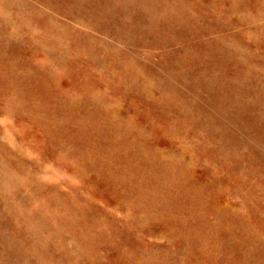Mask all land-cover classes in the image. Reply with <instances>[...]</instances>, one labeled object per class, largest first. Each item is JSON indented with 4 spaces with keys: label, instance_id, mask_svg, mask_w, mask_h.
<instances>
[{
    "label": "rangeland",
    "instance_id": "1",
    "mask_svg": "<svg viewBox=\"0 0 264 264\" xmlns=\"http://www.w3.org/2000/svg\"><path fill=\"white\" fill-rule=\"evenodd\" d=\"M0 77V264H264V0H0Z\"/></svg>",
    "mask_w": 264,
    "mask_h": 264
},
{
    "label": "bare ground",
    "instance_id": "2",
    "mask_svg": "<svg viewBox=\"0 0 264 264\" xmlns=\"http://www.w3.org/2000/svg\"><path fill=\"white\" fill-rule=\"evenodd\" d=\"M133 5H134V4H133ZM132 7H133V6H132ZM133 8H134V7H133ZM1 44H2V43H1ZM58 44H59V43H58ZM3 49H6V48L3 47ZM3 49H2V50H3ZM57 50H58V49H57ZM5 51H6V50H5ZM5 51H4V52H5ZM6 53H7V52H6ZM2 54H3V53H2ZM46 58H47V57H46ZM49 58H51L50 55H49ZM52 58H53V57H52ZM54 58H55V57H54ZM54 58H53V60H54ZM48 60H49V59H48ZM51 60H52V59H51ZM6 61H7V60H6ZM207 62H208V61H207ZM9 63H10V62H9ZM51 63H52V62H51ZM51 63H50V64H51ZM55 63H56V62H55ZM50 64H49V65H50ZM18 65H20V64H18ZM8 66H9V65H8ZM11 67H12V66H11ZM42 67H43V66H42ZM210 67H211V66H210ZM19 68H20V66H19ZM22 68H23V67H22ZM24 68H25V67H24ZM40 68H41V67H40ZM46 68H47V67H46ZM9 69H10V68H9ZM25 69H26V68H25ZM21 70H23V69H20V71H21ZM47 70H48V69H47ZM6 71H7V70H6ZM8 71H9V70H8ZM24 71H25V70H23V71H21V72H24ZM54 71H55V70H54ZM11 72H12V71L10 70L9 74H11ZM13 72H14V71H13ZM17 72H18V70H17ZM34 72H35V71H34ZM55 72H56V71H55ZM7 74H8V73H7ZM55 74H56V73H55ZM14 75H15V74H14ZM16 75H17V74H16ZM16 75H15V76H16ZM8 76H9V75H8ZM21 76H24V75L22 74ZM33 76H35V75L33 74ZM43 76H44V75H43ZM12 77H14V76H12ZM35 77H36V76H35ZM44 77H45V76H44ZM0 78H1V77H0ZM10 78H11V76H10ZM18 78H19V77H18ZM24 78H25V77H24ZM5 79H6V78H5ZM25 79H26V78H25ZM25 79H24V82H25ZM27 79H28V78H27ZM29 79H30V78H29ZM29 79H28V80H29ZM3 80H4V79H3ZM18 80H19V79H18ZM28 80H27V83H28ZM214 80H215V79H214ZM15 81H16V80H15ZM29 81H30V80H29ZM31 81H32V80H31ZM78 81H80V80H78ZM74 82H75V80H74ZM13 83H14V82H13ZM13 83H12V84H13ZM17 83H19V82H17ZM21 83H22V82H21ZM29 83H30V82H29ZM80 83H82V82H80ZM211 83H213V82H211ZM0 84H2V83H0ZM15 84H16V83H15ZM76 84H78V83H76ZM84 84H85V83H84ZM84 84H82V85H84ZM6 85H7V83H6ZM18 85H19V84L16 85V88H17ZM20 85H21V84H20ZM86 85H87V84H86ZM7 86H8V85H7ZM34 86L36 87V85H34ZM34 86H33V87H34ZM79 86H80V85H79ZM97 86H99V84H98ZM97 86H96V87H97ZM211 86H212V85H211ZM13 87H14V85H13ZM18 87H19V86H18ZM20 87H21V86H20ZM20 87H19L18 89H20ZM31 87H32V86H31ZM38 87H39V86H38ZM81 87H83V86H81ZM94 87H95V86H94ZM10 88H11V87H10ZM16 88H14V89H16ZM39 88H40V87H39ZM85 88H86V87H85ZM90 88H91V87H90ZM98 88H99V87H98ZM114 88H115V87H114ZM114 88H113V89H114ZM219 88H220V87H219ZM34 89H35V88H34ZM34 89H33V90H34ZM43 89H44V88H43ZM43 89H42V90H43ZM102 89H103V88H102ZM110 89H111V88H110ZM113 89H111V90L114 91ZM230 89H231V88H230ZM27 90H28V89H27ZM115 90H117V89L115 88ZM233 90H234V89H233ZM15 91H16V90H15ZM15 91H14V92H15ZM19 91H20V90H19ZM118 91H119V90H118ZM23 92L27 93V91H23ZM23 92H22V94H23ZM29 92H30V91H29ZM41 92H42V91H41ZM80 92H81V91H80ZM84 92H85V91H84ZM218 92H219V91H218ZM230 92H231V91H230ZM7 93H8V92H7ZM10 93H11V91H10ZM17 93H18V91H17ZM25 93H24V96H25ZM31 93H32V92H31ZM227 93H228V92H227ZM8 94H9V93H8ZM14 94H15V93H14ZM38 94H39V93H38ZM42 94H43V93H42ZM82 94H83V93H82ZM85 94H86V93H85ZM91 94H92V93H91ZM97 94H98V93H97ZM229 94H230V93H229ZM20 95H21V93H20ZM40 95H41V94H40ZM40 95H38V96H40ZM44 95H45V94H44ZM230 95H231V94H230ZM28 96H29V95H28ZM73 96H74V94H73ZM99 96H100V95H99ZM29 97H30V96H29ZM41 97H42V95H41ZM41 97H40V100H42ZM85 97H87V96H85ZM90 98H92V97H90ZM99 98H100V97H99ZM20 99H21V98H20ZM24 99H25V98H24ZM50 99H51V98H50ZM96 99H97V98H96ZM157 99H158V98H157ZM29 100H30V99H29ZM100 100H101V98H100ZM155 100H156V99H155ZM27 101H28V100H27ZM108 101H109V100H108ZM108 101L106 100V102H108ZM22 102H23V101H22ZM23 103H25V105H26V103H28V102L25 101V102H23ZM45 103H46V102H45ZM74 103H76V102H74ZM102 103H103V100H102ZM158 103H159V102H158ZM158 103H157V104H158ZM160 103H161V102H160ZM252 103H253V104H257L256 102H252ZM3 104H4V103H3ZM3 104H2V105H3ZM43 104H44V103H43ZM103 104H104V103H103ZM105 104H106V103H105ZM4 105H5V104H4ZM4 105H3V106H4ZM25 105H24V106H25ZM48 105H49V104H48ZM21 106H23V105H21ZM24 106H23V107H24ZM249 106H251V105H249ZM252 106H253V105H252ZM26 107H27V105H26ZM254 107H255V106H254ZM2 108H3V107H2ZM8 108H9V107H8ZM18 108H19V107H18ZM8 111H9V109H8ZM19 111H20V110H19ZM19 111H18V112H19ZM26 111H27V110H26ZM18 112H17V113H18ZM27 112H28V111H27ZM3 113H4V111H3ZM10 113H12V112H10ZM10 113H9V114H10ZM23 113H24V112H23ZM6 114H8V113H6ZM9 114H8V115H9ZM21 114H22V113H21ZM25 114H27V113H25ZM29 114H30V113H29ZM29 114H27V115H29ZM130 114H131V112H130ZM10 115H11V114H10ZM37 115H38V114H37ZM12 116H13V115H12ZM40 116H41V115H40ZM43 116H44V115H43ZM9 117H10V116H9ZM34 117H36V116H34ZM61 117H63V116H61ZM13 118H14V117H12V119H13ZM28 118H29V117H28ZM31 118H32V117H30V119H31ZM60 119H61V118H60ZM62 119H64V118H62ZM133 119H134V118H133ZM133 119H132V120H133ZM13 120H14V119H13ZM37 121H38V120H37ZM13 122H14V121H13ZM33 122L36 123V120L33 121ZM62 123H63V122H62ZM6 124H7V123H6ZM72 124H73V123H72ZM11 125H12V124H11ZM34 125L38 127V125H36V124H34ZM52 125H53V124H52ZM52 125H49V126H51L50 128H53V126H54L55 124H54L53 126H52ZM66 125H67V124H66ZM68 125H69V124H68ZM39 126H40V125H39ZM62 126H63V124H62ZM64 126H65V125H64ZM64 126H63V127H64ZM56 127H57V126H56ZM65 127H67V126H65ZM15 128H17V127H15ZM28 128H29V127H28ZM69 128H70V127H69ZM73 128H74V127H73ZM40 129H41V128H40ZM75 129H76V127L74 128V130H75ZM34 130H35V128H34ZM56 130H58L57 132L59 133V129H56ZM60 130H63V129L60 128ZM66 130H68V129H66ZM4 131H5V129H4ZM35 131H36V130H35ZM35 131H34V132H35ZM71 131H72V130H71ZM60 132H61V131H60ZM65 132H66V131H64L63 134H65ZM78 133H79V132H78ZM3 134H4V133H2V135H3ZM51 134H53V132H52ZM63 134H62V135H63ZM72 134H73V135H72ZM72 134H71V135H72V138H73L75 132L72 133ZM29 135H30V134H29ZM60 135H61V134H60ZM60 135H59V134L57 135V136H58V139H59V136H60ZM65 135H66V134H65ZM65 135H63V136H65ZM68 135H70V134L68 133ZM71 135H70V136H71ZM9 136H10V135H9ZM9 136H8V137H9ZM25 136H26V135H25ZM53 136H54V135H52V137H53ZM70 136H69V137H70ZM60 137H62V136H60ZM135 137H138V136L135 135ZM10 138H11V137H10ZM12 138H13V137H12ZM13 139H14V138H13ZM13 139H12V140H13ZM27 139H28V138H27ZM49 139H50V138H49ZM63 139H64V138H63ZM65 139H66V138H65ZM70 139H71V138H70ZM136 139H138V138H136ZM140 139H141V138H140ZM140 139H139V140H140ZM9 140H10V139H9ZM14 140H15V139H14ZM32 140H33V139H32ZM71 140H72V139H71ZM139 140H138V141H139ZM54 141H55V140H54ZM56 141H59V140H56ZM56 141H55V142H56ZM61 141H62V140H61ZM72 142H73V141H72ZM146 142H147V141H146ZM135 143H138V142H135ZM135 143H134V146H135ZM144 144H145V142H144ZM70 145H71V144H70ZM175 145H176V144H175ZM177 145H178V144H177ZM204 145H205V144H204ZM73 146H74V145H73ZM134 146H133V147H134ZM136 146H137V145H136ZM136 146H135V147H136ZM179 146H180V145H179ZM70 147L73 149L72 146H70ZM140 147H141V146H140ZM202 147H203V146H202ZM142 148H143V147H142ZM149 148H150V147H149ZM157 148H158V147H157ZM157 148H156V149H157ZM72 149H71V150H72ZM150 149H151V148H150ZM159 149H160V148H159ZM68 150H69V149H68ZM88 150H89V149H88ZM91 150H92V149H91ZM157 150H158V149H157ZM164 150H166V149H164ZM164 150H162V151H164ZM72 151L74 152L75 150L73 149ZM131 151H132V150H131ZM154 151H155V150H154ZM179 151H180V149H179ZM183 151H184V149H183ZM8 152H9V150H8ZM8 152H7V154H8ZM164 152H165V151H164ZM12 153H13V152H12ZM12 153H11V154H12ZM130 153H131V152H130ZM147 153H148V152H147ZM151 153H152V150H151ZM151 153H149V154L152 155ZM155 153H156V152H155ZM160 153H161V152H160ZM183 153H184V152H183ZM11 154H10V155H11ZM20 154H21V153H20ZM116 154H118V153H116ZM132 154H133V153H132ZM143 154L146 155V152L143 153ZM161 154H162V153H161ZM112 155H114V154H112ZM127 155H128V156H127ZM127 155H126V158H127V157H130V154H127ZM192 155H193V153H192ZM11 156H12V155H11ZM116 156H118V155H116ZM132 156H134V155H132ZM153 156H154V155H153ZM161 156H162V155H161ZM163 156H164V155H163ZM187 156H188V155H187ZM190 156H191V155H190ZM166 157H167V156H166ZM214 157H215V156H214ZM214 157H212V158H214ZM122 158H123V157H122ZM124 158H125V157H124ZM133 158H134V157H133ZM133 158L131 159V162H133ZM135 158H136V157H135ZM152 158H153V157H152ZM154 158H155V157H154ZM156 158H158V156H157ZM156 158H155V159H156ZM159 158H161V157H159ZM170 158H171V156H170ZM182 158H183V157H182ZM21 159H22V158H21ZM65 159H66V158H65ZM117 159H118V158H117ZM129 159H130V158H128V161H129ZM137 159H138V158H137ZM140 159H141V158H140ZM142 159H143V158H142ZM155 159H154V160H155ZM184 159H185V158H184ZM193 159H194V158H193ZM215 159H216V158H215ZM215 159H214V160H215ZM3 160H4V158H3ZM6 160H7V159H6ZM6 160H4V162H5ZM12 160H13V159H12ZM22 160H24V159H22ZM123 160H124V159H123ZM143 160H144V159H143ZM158 160H159V159H158ZM19 161H20V159H19ZM62 161H63V160H62ZM66 161H67V160H66ZM124 161H125V163H126V159H125ZM134 161H135V160H134ZM148 161H149V160H147V162H148ZM151 161H152V159H151ZM156 161H157V159H156ZM164 161H165V160H164ZM164 161H163V162H164ZM166 161H167V159H166ZM173 161H174V160H173ZM173 161H172V162H173ZM193 161H194V160H193ZM13 162H15V161H13ZM21 162H22V161H21ZM25 162H26V161H25ZM147 162H144V163H146V164L151 163L150 161H149V163H147ZM153 162H154V161H153ZM153 162H152V165H153ZM172 162H171V163H172ZM15 163H16V162H15ZM18 163H19V162H18ZM18 163H17V164H18ZM135 163H136V161H135ZM135 163H134L133 165H135ZM159 163H160V161H159ZM159 163H158V164H159ZM169 163H170V162H169ZM9 164H12V163H9ZM126 164H127V163H126ZM126 164H125V165H126ZM141 164H142V163H141ZM158 164H155V165L158 166ZM160 164H161V163H160ZM175 164H177V163H175ZM178 164H179V163H178ZM24 165H25V163H24ZM62 165H63V164H62ZM111 165H112V164H111ZM130 165H131V163L129 164V166H130ZM133 165H131V166H133ZM136 165H138V164H136ZM152 165H150V166H152ZM179 165H180V164H179ZM17 166H18V165H17ZM127 166H128V164H127ZM129 166H128V167H129ZM140 166H141V165H140ZM148 166H149V165H148ZM150 166H149V167H150ZM171 166H172V165H171ZM171 166H170V167H171ZM175 166H177V165H175ZM175 166H174V167H175ZM15 167H16V166H15ZM21 167H22V165H21ZM112 167H114V166L112 165ZM134 167H135V166H134ZM142 167H143V166H142ZM142 167H141V169H142ZM144 167H145V169H146V166H145V165H144ZM149 167H148V168H149ZM152 167H153V166H152ZM158 167H161V166H158ZM170 167H169V168H170ZM179 167L182 168L181 166H179ZM9 168H10V167H9ZM13 168H14V166H13ZM13 168H12V169H13ZM109 168H110V165H109ZM161 168H162V167H161ZM177 168H178V166H177ZM177 168H176V170L179 169V168H178V169H177ZM183 168H184V167H183ZM5 169H6V166H5ZM126 169H127V168H126ZM2 170H4V169H2ZM16 170H19V169L16 168ZM16 170H15V171H16ZM23 170H24V167H23ZM104 170H105V169H104ZM108 170H109V169H108ZM110 170H111V169H110ZM114 170H115V168H114ZM114 170H111V172H115ZM131 170H133V169H131ZM131 170H130V171H131ZM135 170H136V168H135ZM135 170H134V171H135ZM143 170H144V168H143ZM143 170H142V171H143ZM151 170H152V168H151ZM184 170H186V169H184ZM7 171H8V170H7ZM10 171H11V170H10ZM10 171H9V173H10ZM134 171H133V172H134ZM168 171H170V170H168ZM4 172H6V170H5ZM12 172H13V171H12ZM12 172L10 173V177H11V174H12V176H13V174H14V176H16L15 173H14V172L12 173ZM23 172H24V171H23ZM105 172H106V174H107L108 171L106 170ZM111 172L109 171V174H108V175H110ZM135 172H136V171H135ZM135 172H134V173H135ZM147 172H148V171H147ZM150 172H152V171H150ZM6 173H7V172H6ZM25 173H27L26 170H25ZM120 173H121V171H120ZM143 173H144V171L142 172V175H144ZM152 173H153V172H152ZM169 173H170V172H169ZM230 173H231V172H230ZM112 174H113V173H112ZM114 174L116 175V172H115ZM114 174H113V175H114ZM132 174H133V173H132ZM145 174H146V173H145ZM3 175H4V174H3ZM8 175H9V174H8ZM8 175H7V176H8ZM31 175H32V174H31ZM123 175H125V174H123ZM130 175H131V174H130ZM130 175H129L127 178H129ZM148 175H149V174H148ZM0 176H1V172H0ZM20 176H21V175H20ZM22 176H23V175H22ZM27 176H28V175H27ZM34 176H35V175H34ZM110 176H112V175H110ZM144 176H146V175H144ZM152 176H153V175H152ZM152 176H151V177H152ZM229 176H230V175H229ZM10 177H8V178L10 179ZM16 177H19V175L16 176ZM120 177H121V175L119 176V178H120ZM2 178H4V177H2ZM2 178H1V179H2ZM22 178H23V177H22ZM30 178H31V177H30ZM124 178H126V177H124ZM186 178H188V177H186ZM186 178H184V179H186ZM20 179H21V178H20ZM36 179H37V178H36ZM130 179H132V178L130 177ZM184 179H183V181H185ZM190 179H191V178H190ZM195 179H196V178H195ZM6 180H7V179H6ZM30 180H32V179H30ZM119 180H120V179H119ZM151 180L153 181V179H151ZM155 180H156V179H155ZM20 181H22V179H21ZM33 181H34V179H33ZM33 181H32V182H33ZM128 181H130V180H128ZM152 181H151V182H152ZM162 181H163V180H162ZM167 181H168V180H167ZM179 181H181V179H180ZM183 181H182V182H183ZM208 181H210V180H208ZM208 181H207V183H208ZM8 182H9V181H8ZM8 182L5 181V183H8ZM137 182H138V181H137ZM141 182H142V181H140V183H141ZM163 182H164V181H163ZM177 182H178V181H177ZM5 183H4V184H5ZM22 183H24V182H22ZM39 183H40V181H39ZM73 183H74V182H73ZM121 183H122V182H121ZM132 183H133V182H132ZM140 183H139V185H140ZM156 183H157V181H156ZM159 183L162 184V182H159ZM165 183H166V182H164V184H165ZM167 183H168V182H167ZM178 183H179V182H178ZM180 183H181V182H180ZM185 183H187V182L185 181ZM197 183H198V180H197ZM207 183H206V184H207ZM219 183H220V182H219ZM36 184H38V183H36ZM42 184H43V182H42ZM45 184H46V182H45ZM122 184H124V183H122ZM126 184H127V183H126ZM126 184H125V185H126ZM128 184L131 185L130 183H128ZM134 184H135V183H134ZM150 184H152V183H150ZM171 184H173V183H171ZM181 184H182V183H181ZM183 184H184V182H183ZM209 184H210V185H213V183H212V184L209 183ZM220 184H221V183H220ZM6 185H7V184H6ZM18 185H19V184H18ZM129 185H126V186H129ZM165 185H166V184H165ZM165 185H163V186H165ZM168 185H169V184H168ZM176 185H177V183H176ZM176 185H175V186H176ZM20 186H21V184H20ZM36 186H37V185H36ZM38 186H39V185H38ZM123 186H124V185H123ZM134 186H135V185H134ZM152 186H153V185H152ZM172 186H174V185H170L169 187H172ZM180 186H181V185H180ZM213 186H214V185H213ZM217 186H218V185H217ZM2 187L4 188V186H2ZM6 187H7V186H6ZM73 187H74V186H73ZM131 187H132V186H131ZM139 187H140V186H139ZM146 187H147V186H146ZM156 187H157V185H156ZM166 187H168V186H166ZM189 187H190V184H189ZM207 187H208V186H207ZM9 188H10V187H9ZM39 188H41V187H39ZM247 188H248V187H247ZM249 188H250V187H249ZM7 189H8V188H7ZM34 189H36V187H35ZM3 190H4V189H3ZM124 191H126V190H124ZM29 192H32V191H29ZM52 192H53V191H52ZM57 192H59V191H57ZM32 193H34V192H32ZM39 193H40V192H39ZM54 193H55V196H57V195L59 196V194H57L56 191H54ZM49 194H50V193H49ZM56 194H57V195H56ZM123 194H124V192H123ZM65 195H66V194H65ZM65 195H64V196H65ZM263 195H264V194H263ZM47 196H48V195H47ZM50 196H52V194H50ZM55 196H54V197H55ZM38 197H39V196H37L36 198H38ZM65 197H66V196H65ZM70 197H71V196H70ZM73 197H74V196H73ZM76 197H77V196H76ZM124 197H126V196H124ZM124 197H123V198H124ZM263 197H264V196H263ZM5 198H6V197H5ZM40 198H41V197H40ZM46 198H47V197H46ZM49 198H50V197H49ZM51 198H53V197H51ZM57 198H58V197H57ZM62 198H63V197H62ZM62 198H61V199L58 198V199L62 202ZM66 198H67V197H66ZM77 198H78V197H77ZM23 199H24V198H23ZM33 199H35V198H33ZM74 199H75V197H74ZM124 199H126V198H124ZM38 200H39V199H38ZM50 200H51V199H50ZM52 200H53V199H52ZM67 200H68V198H67ZM67 200H65V201H67ZM33 201H34V200H33ZM36 201H37V200H36ZM36 201H35V202H36ZM40 201H41V200H39V203H40ZM48 201H49V199H48ZM69 201H70V200H69ZM75 201H77V200H75ZM125 201H126V200H125ZM263 201H264V200H263ZM35 202H33V203H35ZM72 202H73V201H72ZM51 203H52V202H51ZM70 203H71V202H70ZM18 204H19V203H17L16 206H17ZM42 204H43V203H42ZM35 205H36V203H35ZM37 205H38V204H37ZM37 205H36V206H37ZM40 205H41V204H40ZM16 206H15V208L18 209V207H16ZM30 206H31V205H30ZM54 206H56V205H54ZM54 206H53V207H54ZM28 207H29V206H28ZM34 208H35V207H34ZM57 208H58V207H57ZM57 208H56V209H57ZM68 208H69V207H68ZM74 208H75V206H74ZM48 209H49V208H48ZM48 209H47V210H48ZM50 209H51V208H50ZM53 209H54V208H53ZM63 209H64V208H63ZM66 209H67V208H66ZM66 209H65V210H66ZM69 209H70V208H69ZM13 210H14V209H13ZM27 210H29V209H27ZM40 210H41V208H40ZM40 210H39V211H40ZM58 210H59V209H58ZM73 210H74V209H73ZM75 210H76V208H75ZM77 210H78V209H77ZM77 210H76V212H77V214H78V211H77ZM44 211H45V209H44ZM62 211H63V210H62ZM66 211H67V210H66ZM79 211H80V210H79ZM27 212H29V211H27ZM45 212H47V211H45ZM52 212H53V211H52ZM56 212H57V211H56ZM74 212H75V211H74ZM262 212H263V211H262ZM41 213H44V212H41ZM64 213H65V212H64ZM64 213H63V214H64ZM71 213H73V212L71 211ZM71 213H70V215H71ZM25 214H26V213H25ZM51 214H52V213H51ZM51 214H50V215H51ZM65 214H66V213H65ZM46 215H47V213H46ZM40 216H42V215H40ZM48 216H49V215H48ZM53 216H55V215H53ZM63 216H64V215H63ZM36 217H37V216H36ZM64 217H66V216H64ZM38 218H39V214H38ZM40 218H41V217H40ZM40 218H39V219H40ZM51 218H52V216H51ZM66 218H67V217H66ZM42 219H43V218H42ZM67 219H68V218H67ZM51 220H52V219H51ZM40 221H42V220H40ZM53 221H54V220H53ZM65 221H66V220H65ZM82 221H83V220H82ZM30 222H31V220H30ZM66 222H67V221H66ZM33 223H34V222H33ZM33 223H32V224H33ZM41 223H43V222H41ZM54 224H56V222L53 223V225H54ZM65 224H67V223H65ZM42 225H43V224H42ZM48 225H49V224H48ZM59 225H61V224H59ZM30 226H31V225H30ZM32 226H34V225H32ZM39 226H40V225H39ZM44 226H45V224H44ZM82 226H83V225H82ZM84 226H86V224H84ZM84 226H83V227H84ZM62 227L66 228L67 225L62 226ZM32 228H33V227H32ZM51 228H52V227H51ZM54 228H55V227H54ZM77 228L79 229V228H80V225H79ZM87 228H88V227H87ZM202 228H203V227H202ZM34 229H35V228H34ZM52 229H53V228H52ZM62 229H63V228H62ZM75 229H76V228H75ZM78 229H77V232H79V236H80L81 233H80V230L78 231ZM85 229H86V228H85ZM225 229H226V228H225ZM58 230H59V229H58ZM65 230H66V229H65ZM72 230H73V229H72ZM62 231H63V230H62ZM62 231H61V232H62ZM53 232H54V231H53ZM67 232H68V231H67ZM73 232H75V231H73ZM86 232H87V231L85 230V233H86ZM47 233H49V232H47ZM68 233H69V232H68ZM70 234H71V233H70ZM60 235H62V234H60ZM72 235H73V234H72ZM76 235L78 236V234H76ZM76 235H74V236H76ZM62 236H63V235H62ZM70 236H71V235H70ZM88 239H89V237H88ZM88 239H87V240H88ZM61 240H62V239H61ZM77 240H78V239H77ZM84 240H85V239H84ZM87 240H86V242H87ZM89 240H90V239H89ZM84 243H85V242H84ZM89 244H90V243H89ZM80 245H81V244H80ZM92 246H93V245H92ZM182 250H183V249H182ZM71 255H72V254H71ZM76 255H77V254H76ZM67 257H68V256H67ZM67 257H66V258H67ZM72 257H73V256H72ZM70 259H71V258H70ZM132 262H133V261H132ZM230 263H231V261H230ZM70 264H71V263H70Z\"/></svg>",
    "mask_w": 264,
    "mask_h": 264
}]
</instances>
